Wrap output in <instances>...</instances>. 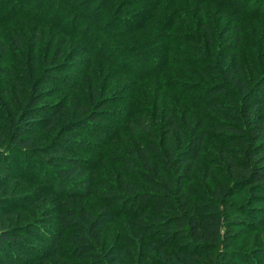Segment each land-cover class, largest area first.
Returning a JSON list of instances; mask_svg holds the SVG:
<instances>
[{
    "label": "trees",
    "instance_id": "trees-1",
    "mask_svg": "<svg viewBox=\"0 0 264 264\" xmlns=\"http://www.w3.org/2000/svg\"><path fill=\"white\" fill-rule=\"evenodd\" d=\"M0 1V27L22 20L54 29L63 41L58 59L67 53L64 58L99 61L85 72L75 62L50 64L34 73L26 100L16 91L9 114L0 106V264H131L134 253L140 264H264V241L255 245L264 231V66L247 73L250 62L239 54L241 24L264 20V1L245 9L241 0H198L194 9L176 0H60L52 17L50 0L27 10L20 0ZM213 4L238 14L235 47L212 37L214 22L203 11ZM66 8L73 24L60 18ZM262 41L253 62L264 59ZM38 47L30 56L35 65ZM0 51L9 57L3 74L19 89L12 53L1 44ZM87 73L98 93L78 112L70 101L47 102L60 93L53 87L66 91L70 75ZM152 79L165 96L141 93ZM117 102L128 106L107 108ZM81 130L98 144L115 142L106 176L74 156L91 145L68 136ZM215 130L228 178L206 196L195 190L196 174ZM48 164L56 170L40 176ZM22 165L37 190L19 195L30 183ZM117 222L126 223V237L113 258L104 234ZM243 237L248 242L239 248Z\"/></svg>",
    "mask_w": 264,
    "mask_h": 264
},
{
    "label": "rangeland",
    "instance_id": "rangeland-1",
    "mask_svg": "<svg viewBox=\"0 0 264 264\" xmlns=\"http://www.w3.org/2000/svg\"><path fill=\"white\" fill-rule=\"evenodd\" d=\"M23 1L24 0H20L21 4H23V6L25 5L26 7L25 10H27L31 8L32 6L39 4V2L43 0H27L25 2ZM121 1L122 0H119V3ZM196 1L198 2V0H176V5L180 4L184 8L187 6H192V8L194 9L200 8L196 6ZM263 1L264 0H262V2ZM241 2L246 5V6H243L245 7V9L246 8L250 9L251 7L255 6V4H257L256 0H241ZM49 4L47 5L52 10L50 12V16L52 17L53 15H55V12L58 11V6L59 5L61 6V2L60 0H50ZM136 7L138 8V5H136L135 7H131V8L130 6L123 7L121 8L122 10L121 12H123L122 14H124V16L130 15L132 14V12H135L137 10ZM204 7L205 9L208 8L205 5ZM211 8H212L211 12L210 11L208 12V10H205L203 12L205 15H208L209 19L211 18V20L214 22L213 23L214 25H212L211 21L209 22V25L212 28V37L214 39L218 38L221 41L223 40L224 42H226L225 43L226 46H230V45L234 46L235 40L233 41V39L236 38L234 37V29L236 27L235 26L236 22H238V19H239L238 14L228 9L224 10L221 8V6L217 4H213ZM68 10L69 8H66L65 13L63 14L62 17H60L64 21V24L66 25L70 24L71 22L72 24L74 23V21L71 20L72 17L68 15ZM109 17L110 15H108L106 17L107 19H104V20H108ZM241 28L244 33L245 42L239 54L241 56V60L243 58V60L246 59L248 63L250 62L248 68L245 67L246 72L250 73L252 66L253 68H261L264 66V59H262L261 62L260 61L253 62V59H254L253 55L256 52L257 43L259 42V39L261 40L262 38H264V20H255V21L246 20L245 22L241 24ZM58 34L60 33H58L54 29H51V28L41 29L37 27V25L31 24L29 22L22 21V20H16L15 22L11 24H7V25L0 27V44L4 48L8 46L10 52L12 53V56L10 57L12 61L11 67L15 70V73L17 74V76H19V81H20L19 84H21L20 88L17 89L15 85H13V83L7 78V76L3 74V70L7 66V61L9 57L6 59L5 54L2 53L3 51H0V106H1V110L6 112L7 114L11 112L10 103L14 102L16 105L18 104V102H16L17 101L16 97H20L17 95L19 91L21 93V97H23V99L26 100L27 96L29 95V93L27 92H30L35 87L36 82H37L36 79L39 76L40 72L44 70L45 68H47L50 64L60 62L62 60L70 61L73 63L75 62L83 66L82 70L84 69V72L86 71L85 66H87L90 69L91 62L95 63L93 70L97 67L99 63L98 59L91 60L88 58V59H78V60L74 59L73 60L72 57L64 58L65 56H67V53H65L63 57L58 59V57L56 56L58 52V48L61 47V43L63 42L61 40L62 37H60ZM200 34L202 38H205V39L207 38V36L203 34L202 31H200ZM37 38L40 40H37ZM16 39H18L19 41H16ZM18 44H20V46ZM37 44H39V47L37 49L38 55H39V64L35 65L33 64V61L35 60L33 59V57H30V56H32V54L34 55V53L36 52ZM262 44L264 45V41H262ZM198 45H201V48ZM263 45L260 44V46H263ZM193 46L195 47L198 46L196 48L198 49L200 48L199 52L202 51L203 44H200V42L193 43ZM174 48H176V45L173 47V49ZM229 59H230V62H232L234 59V55L232 54ZM103 68L106 69L105 73H107L108 71L110 72L112 69L110 65H104ZM101 69L102 67L99 70L101 71ZM173 71L174 70H170V73H172ZM34 73L36 74V76L37 75L38 76L36 77ZM177 73L175 76H178V74H180L181 72H179L178 74ZM183 73L187 75L186 72H183ZM88 75H89L88 73L82 76H78V77H76V74L70 75L72 77L73 82L71 83V86L68 88V90L61 92L62 89L60 87H53L52 90H54L55 92H60V93L56 97L49 99L47 102L49 103L57 102L58 100H63L64 102L70 101L69 102L70 106H74L75 111L78 112L79 111L78 107L81 104H83V106H86L87 104L90 103L92 96L98 93V87L95 85L94 81ZM117 75L119 76V79L123 78L122 81H125V82L126 80L129 81V78L126 77L125 75L119 74V73ZM171 78H173V75ZM145 87H147V89L142 90L141 93L143 94H147L149 92L155 93V92H158L157 90H159L160 93H162L164 96L166 95V93L161 91L160 85L157 82V80H153V79L149 80L148 84H146ZM37 88L45 89L47 88V85L39 84ZM148 89H150V91H148ZM111 90H113V88L110 89V91ZM96 91L97 93H95ZM95 97L97 96L95 95ZM126 104L127 103H124V102L123 103L117 102V103L109 105L107 108L109 110H118V109L125 108V106H128ZM228 104L229 103H225V105H228ZM164 106H165V103L161 104V107H164ZM211 112H215V111H211ZM109 125L113 126V123L110 122ZM126 128L127 127H124L123 130H125ZM217 134H218L217 130L210 133V136L208 137L207 142H206V146H205L206 149H205V153L203 156L202 164L199 167L198 172L196 174L195 190L198 193L206 195V196L211 195L214 189L217 188L222 182L226 181L228 178L226 167L220 157V150L222 146L224 145V143L223 141H220V139H218L219 137ZM68 136H72V137L76 136L79 139L90 142L91 145L88 147V149H86L87 151V152L85 151L86 153L82 152L84 150L79 149L78 151H74L73 154L74 156H77V157L88 158L90 160L91 165L93 167L94 165L96 166V168L94 169L95 170L94 172L96 174H101V176H106L105 174L107 173L103 172L104 168L108 169L107 165H105V160L106 159L108 160L109 156H107L106 154L112 151V149H115V144H114L115 142H113L112 144L107 143V142H105L104 144H98L95 139L91 138L87 130H81V131H78ZM123 141L124 140L122 139L121 144L123 143ZM113 152L114 150L110 154H112ZM14 157L16 158L18 157V155H15ZM104 165L105 167H103ZM18 168H20L23 175L27 174V169L25 165H22V167L19 166ZM45 168L46 169H43V171H41L40 176L45 175L47 172L50 175L53 174L57 166L48 164V166H45ZM34 169L35 168H32L31 170L34 171ZM36 170H37V167H36ZM25 178L30 183L25 188L24 187L19 188V190L17 191L19 195L27 194V192H30L32 190H37L32 185V182H33L32 176L28 177V175H26ZM42 188L38 187V189H42ZM125 224L126 223L124 222H117L114 225L113 229H107L105 231V234H104L105 250L113 258L117 257L115 253L116 252L115 245L120 244L121 236L126 237V235H124L126 234ZM256 239H257V242L255 243V245H261L264 241V231L258 233ZM247 242L248 240L245 237H243V239L238 243V247L241 248V246H243V244ZM167 254L168 253H165L164 255H159V258L164 260L166 259ZM131 257H132L131 264H140V263H136V261L133 259L135 258V253L133 255L131 254ZM139 262H140V258H139ZM257 262L260 264L258 259H257ZM250 263H252V261Z\"/></svg>",
    "mask_w": 264,
    "mask_h": 264
}]
</instances>
